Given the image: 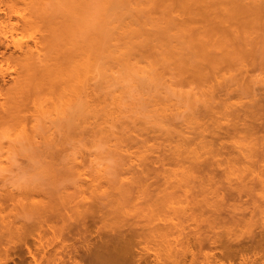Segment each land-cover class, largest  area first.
Returning <instances> with one entry per match:
<instances>
[{"label":"rangeland","instance_id":"1","mask_svg":"<svg viewBox=\"0 0 264 264\" xmlns=\"http://www.w3.org/2000/svg\"><path fill=\"white\" fill-rule=\"evenodd\" d=\"M50 1L51 3L49 4ZM52 1L54 0H0V264H29L30 262H32L30 264H35L31 258L32 254L37 258V264H53V262L48 261L47 258L51 256L52 252L54 253L53 248H57L58 245L52 242L54 240V234L49 226L57 229L59 226H56V224H62L64 220L59 218L58 215L60 214L64 216V219L65 216L69 217L68 215H70L69 219L72 221L73 219H78V217L81 218L82 215L85 214L84 211L95 210V200H106L104 197L105 194L110 196L112 194L111 200L114 197L115 202L120 198H124L125 200V197L130 201L127 202V200H122V203L111 201V205L108 204L105 210L103 209L106 219L103 218L104 220L102 219V223L99 222L100 219H97L96 227H102L101 230L103 229L102 232L106 233V237L109 234L112 236V234L117 232L119 229L117 227H121L119 225L123 226L120 229H127V227L121 223H133V216H136V214H139L137 216H139L142 225H144V219L146 224L144 225L145 228L154 227L155 229L150 228L153 230L161 228V230H159H165L163 232L166 233L162 236L160 235V238L158 236L160 234L159 230V234L158 231H152L155 241H152V236L151 240H145L144 244V240L142 243H140V241L139 243L142 247L137 242L131 243V247L133 244L136 246H134V248L132 247V250H130V246L128 247V250L131 252L128 251L129 254H126V264H264V249L255 248L256 245H258V239L264 236V188H262L258 182V176H264V158H262L264 155L260 154L261 148L264 147H261L262 144L259 142L260 132L257 135H251V131L250 133L246 132L250 134L249 137L244 134L245 131H239L244 133H235L232 130V124L235 123V115L239 116L240 114L242 115V113L244 115V112H242V110H244L243 107L245 108L246 105L250 106V104L253 106L254 104L253 107H250L251 110L256 107L255 101L258 103L260 97H264V80H262L264 79V53H262V51H264V49H262L264 48V0H228V2L220 0L213 4L212 7L209 5L210 8L216 9L214 14L218 12L215 15L219 17V13H224L225 10H229L230 8L232 10L236 8L237 11L238 7L240 8L242 5L241 9L244 7V9H248V11H256L258 7L253 6V4H255L260 7V11L258 9L260 13L258 16L262 17L259 18L257 16L256 23L254 21L256 17L249 15L250 17L248 18H250V20L245 19L246 22L251 24V26H249L242 18L240 19L243 22H238L240 21L238 18V23L234 24V19H232V22L231 19H229L230 17H223L229 13L228 11L220 15L221 18L229 19H226L225 23H221L224 28L236 27L237 30L239 28H246L240 31H245L244 33L248 37H246V42L249 43L248 47L250 50L248 49V52H246L250 55L247 56L246 52V56L243 53L242 55L248 58L254 54V57L251 56L254 60L248 58V60L245 59L247 60L246 62L243 59L244 61L236 60L235 62H231L230 65L229 63L223 64L222 67L219 65V69H217L218 67L213 69L214 72L211 69L217 66L218 63L212 64L210 65L212 68L209 67V71H206L208 72V77L205 80L195 76L190 70L183 69L182 71L177 69V67L173 68V70L177 69V71H172V68H170V70L169 68L167 69L164 64L166 63L164 62V57L163 61L161 58L164 56L162 52L164 51L163 48L167 49V45L170 47H173V45H177L176 47L182 46L184 49L187 47L186 40L188 41V39L185 38L186 36L183 33L184 37L182 34L180 36L183 30H181V28L186 26L183 24L186 23L184 22V18H188L187 20L190 22L194 21L191 23L194 29L197 27L199 28L200 25L201 28L213 25L211 22H218V17L216 19L213 14L210 15V13H208L211 18L207 17L208 15L206 18H209L208 22L210 24H207L205 20H203L205 23L203 22L202 24L200 15L197 17L201 19L200 21L199 19L192 21L187 17L188 14L185 16L182 11L179 12L178 8H175L176 11L171 13L161 10L162 14L164 13L163 16L165 15L164 18L173 16L171 18H173L174 22L172 21L171 23L174 24L168 27V19L162 20V15H160L161 11L160 13L158 12L159 10L152 14L145 13L142 17L143 21L144 18H146L144 22V30L147 29V31H145L146 33L148 31L150 32L147 28L150 25L149 23L153 25L155 22H158L157 24H159L160 21L161 23L159 25L161 29L164 28L166 30L168 27L169 31L173 30L166 32V34H162L164 36H159L158 34V37L154 34L158 38L154 39L153 42L150 40L154 38L152 37L153 33L145 35L144 32L143 41L147 42L148 38H150V44L146 42L145 44L148 46L154 45L157 46V48L154 47L153 49L150 47L151 50L147 45H144L145 48L141 47L134 55V59L129 60V64H132L133 61L131 66H134H130V68H135L134 70H137V67L139 69L138 74H140L136 79L130 80L133 84L130 81H125L123 87L120 85L119 87L118 85H111L112 87L107 89L106 87L102 88L103 85L99 84L101 83L99 77L95 79L97 82H94V80L92 81L94 84L92 85L96 86H92V89H96L95 93L100 95H98L100 101L104 100L102 98H106L108 103H111L115 108L116 105L112 103L115 99V103L120 101L123 106H121L120 110V113H122L121 115L120 113L118 115L115 114L117 116L115 118L113 117L114 115L112 116L113 118L111 119L114 124H112L110 119L109 123L106 124V128L107 125L109 128L111 124L108 134H106L107 132L104 134L100 133L105 132L104 130H98L97 124L95 123L98 121V123H100L101 120L99 119H97V122L91 120L88 121L89 124H87L88 122L85 124L89 128L91 123L89 131L92 129L93 133L91 132L92 130L90 132L86 131L88 130L86 126L82 131L81 129L79 130L80 125L79 128H75L74 131L70 125V123L72 125L74 123V118L70 116L72 115L71 108L65 107L66 109L62 110L61 101L63 102V100H61L62 98L58 99L60 91L48 93L44 85L42 86L40 84V81L43 83L42 78L36 75L34 77L31 75L29 76L23 64L27 55L29 56V53L33 56V59L36 58V60L37 58L43 57L42 41L46 33L45 27L49 15L51 18L55 17L56 21L59 20L57 18L62 20V18L64 19V17L67 16H77L76 14L100 16L101 13L104 12V4L112 0H65L66 3L64 5H62L63 2H65L64 0H62L63 2L59 0V2H62L61 4H56ZM76 1L79 3L83 2L84 8L82 9L84 10L87 8V10L83 11L81 8H77L78 6L75 7L73 4L69 3L74 2L76 4ZM239 1L242 2L241 5ZM44 5L47 7L43 8L42 6ZM237 5L240 6L236 7ZM249 5H251V8ZM72 7L77 11L73 9L74 12L70 13L73 11ZM219 8L225 9L220 10ZM248 11H246L247 14ZM47 13H49L48 16L43 18ZM102 15L104 16V14ZM149 15L151 21L155 20V22L150 21L148 18ZM105 16L107 15L105 14ZM151 16L154 19H152ZM155 16L156 19H161L156 21ZM128 18L131 17L128 15ZM243 18H245V14ZM54 20L49 21L54 23ZM148 20L150 21L149 23ZM218 24H220V22H218ZM176 25L177 29L173 27ZM222 26L219 25V27ZM156 27L160 29L159 26ZM171 27L173 28L171 29ZM178 27L181 28L178 29ZM209 28L210 30L213 29H211V26ZM215 28L216 26L212 31L215 32V30L218 29ZM154 30L155 28H153L151 32H154ZM179 30L181 32H178ZM176 33H178V35ZM250 34L252 37L249 36ZM256 44L257 46L254 47ZM155 48L158 51L160 49L163 50L160 52L162 56H160L159 52L155 51ZM184 51V54H186V52H188V55L191 54L188 50ZM133 54L131 56H133ZM169 54L170 52L168 55ZM192 55L193 54H191V56ZM256 55H259L258 57L260 58L257 57L259 59L257 62ZM186 59L188 60V56L185 60ZM190 59L191 57L189 61ZM193 59L196 61L198 59L204 64L201 60L202 58L200 57L199 59L198 55L197 58L194 57L191 61H193ZM243 62L246 64V67ZM197 63L200 62L197 61ZM225 65L226 68H224ZM238 66L243 67L241 69ZM243 68L247 70L245 69V71ZM105 71L109 73L108 70ZM158 71L159 74H157ZM142 72L144 73L142 74ZM243 73H245V75H243L244 78L242 77ZM141 74L147 77L140 79ZM153 75L156 76L154 77ZM134 81H136L135 84ZM212 85L214 88L212 93L210 91L208 94L204 95L203 92H208L210 88H212ZM27 86L28 88H26ZM120 88L123 90L122 92ZM206 88L208 90H206ZM118 94L121 96L120 99L117 96ZM97 95L96 98H98ZM106 95L107 97H105ZM114 95L116 96L113 99ZM60 96L62 97V95ZM48 97L49 99L50 97H54L56 98L55 100L58 101L54 104H50L48 103L49 100H47ZM54 98L51 100H54ZM108 99H111L110 101L112 102H109ZM262 100H264V98H262ZM104 102L99 103L102 105ZM111 105L110 108L112 107ZM254 110H252L251 113H253ZM246 112L249 113L250 111L248 110ZM118 116L122 118L119 119ZM244 116L248 115L245 114ZM70 120L73 122H70ZM115 120L116 122H114ZM93 123L96 125V128H92L95 127ZM74 127L75 126H73V128ZM203 128H206L207 132H204ZM128 129L130 130L128 131ZM226 129H229L228 132L231 133L233 131L231 135L227 134L228 137L223 138L229 151H222L221 155L216 156L215 159L221 160L231 158L232 160L229 163L223 160L222 167L217 168L219 174L216 175V180L231 191L241 188L244 191H248V194L246 196L243 195L241 198H238L236 195H234L233 199L227 198L223 207L233 214V219L231 223H222L212 228L209 227L204 220L211 216L212 210L207 207L213 204L215 199L210 192L211 190H203L200 185H197V180L195 178L190 177L188 181V166H190V164L193 165L194 160H202L203 158L214 163L215 166V161H213L211 152L207 153V151H209L212 141L215 146L219 145L222 136L225 135L227 131ZM97 131L100 132L98 133ZM210 131L214 133L211 134ZM219 136H221L220 139L218 138ZM181 144L184 145H182L183 148L186 146L189 150L186 147L182 149L180 147ZM184 154L188 155L189 158H186ZM244 155L247 156L245 157ZM182 158H185V161ZM186 159L188 162H186ZM190 159L193 160L191 161ZM51 165H53L54 168ZM140 169L143 170V173L146 172L145 177L148 179L146 182L147 184H150V182L153 181V179L150 178L154 177L155 181H157L155 184L157 191L149 187L148 189H150L151 193H139L144 199L138 194L136 196H139V198H136L135 195H132L133 193L135 194L137 190L136 184H132L133 189L130 190L134 191L130 196H134L137 200L128 196L129 194L127 193L131 192L125 193L127 196H125V194L123 196H118L121 190H116L122 184V189L126 190L123 186L128 187V181L131 184V182L134 183L139 180L141 181L140 184H143V174L142 172L139 173L142 171ZM185 170L187 173H185ZM222 170L224 171L222 172ZM198 173L200 172L196 174ZM132 175L135 176V178H133ZM125 177H127L126 179H128V181L124 179ZM123 181L126 183H123ZM131 186L130 188H132ZM186 189L191 191V193H187L188 196L185 193ZM114 191H116L115 194H113ZM203 192H205V194ZM259 192L262 194L261 196L258 194ZM100 194L104 195L101 196ZM146 194L151 199H153L154 196L155 201L153 200L152 202L153 206L148 203L150 207L149 205L147 207V204H145L146 200L149 202V198ZM65 196L67 198L70 197L69 201H71L68 202ZM138 201L143 203H138ZM136 202L139 205L136 204ZM25 205L28 207L26 210L27 213L25 211ZM143 205L144 207H142ZM139 206L141 208L137 209ZM29 210L31 211L28 212ZM189 210L191 213L193 212V215L188 217L191 221H188V219L186 220V216L189 215ZM53 211L57 213L56 216H58L54 218L53 216L55 215H52L54 221L49 218L51 217L49 216L51 212L54 214ZM140 211H145V213H140ZM58 212H60V214ZM131 212H135L136 214H132ZM226 213L227 212H223L222 215L227 217L228 214ZM127 215H130L131 221ZM144 216L146 219L143 218ZM139 218L136 217L135 219L138 220ZM122 219H124V222ZM118 221L121 222H119V225H117ZM189 224L190 227L187 228ZM92 227L91 233L93 237H95L96 227L95 225ZM112 227H114V229ZM104 228H106L107 231H105ZM214 233H218V248H214L209 241L214 237L211 236L214 235ZM201 234L205 235L207 239L204 238L206 241L204 240L203 246L199 247L196 239L198 236H201ZM38 237L40 241L39 244L36 240ZM169 239L171 241H169ZM187 239H189L190 242ZM72 240V242H70L74 243L76 246H78V244L80 245L83 241L85 242L83 238L82 240H78V238L77 240ZM37 245H40L37 248L42 250H38L36 248ZM50 246H53V248ZM144 246L145 249L143 250ZM260 246L264 247V245ZM139 249L142 250V252ZM35 251L38 252L36 253ZM47 254H49V256ZM133 254L138 257L140 255L141 260ZM131 257L133 258L132 260ZM26 261H28V263Z\"/></svg>","mask_w":264,"mask_h":264},{"label":"bare ground","instance_id":"2","mask_svg":"<svg viewBox=\"0 0 264 264\" xmlns=\"http://www.w3.org/2000/svg\"><path fill=\"white\" fill-rule=\"evenodd\" d=\"M61 1L59 2V0H58V2H57V0H54L52 2H54L56 4L57 3L61 4L63 2V1L62 2ZM66 1H68V0H66ZM66 1L63 2L62 5H64L66 3ZM217 1H220V0H112V1L107 2L106 4H104L103 11L105 13L104 12L101 13L100 16H90V15H84V14L82 15V14H76L75 13L77 16H73V14H72L73 17L67 16V17H64V19L62 18V20L60 18H57V19L61 20V21L57 20L58 23H57L55 17L51 18V17H49L50 15L48 16L49 13H47V15L45 14V16H43V18L46 17V16H48V18H49V19L47 18L48 22H46L47 20L44 19V20H46L45 22L47 24H46V27H45L46 33H45L44 39L42 41V47H43V49H42L43 55L42 56L43 57L39 58L40 60L38 58L36 60V58L33 59V56H31L30 53H29V56L28 55H27V57L25 56L26 58H25V62L23 64L24 68L29 73L28 74L29 76L31 75V76L34 77L36 75V76H39V78H42L43 83L40 81V84L42 86L44 85V88L48 91V93L55 92V91H60V93L58 94V96H59L58 99L62 98L61 100H63V102L61 101L62 110H65L66 108H71L72 115H70V116H71V118H74L73 119L74 123H73V125L70 123V125L72 126V129H74V131H75V128H79V125H80L79 130L81 129V131H82V129L86 126L85 125L86 122L91 121V120L97 122L98 121L97 119H99V120H101L100 123H98L99 121L97 123H95V122L94 123L97 124L98 130H100V131L104 130L105 131V132H100V131L99 132L103 133V134L107 132L106 134H108V130H109V128H111L110 127L111 124H110L109 128H108V125H107V128H106V124L109 123L110 120L112 121V124H114L113 120L111 118L117 117L116 115H118L120 113L122 104H121L120 101L119 102L116 101L117 103H115V99L114 98H115L116 95H114V97H113L114 102L110 101L112 98L110 100L108 99L109 102H112V103H114L116 105L115 108L117 109V112L119 111L117 113L116 109L114 108V106H112L111 103L109 104L108 101L106 100V98H102V99L105 100V102H104V100L100 101V98L98 97L99 94L97 95L95 93L96 89L95 90H94V88L92 89V86L94 85L92 81L94 80V82H97V80L95 81V79L97 77H99L100 80H101V83H99V84L103 85L102 88L106 87L108 89L109 87L111 88L113 85H118V87L120 85V86L123 87V83H125V81L129 82L130 80L136 79L137 76L140 75V74H138L139 69L137 67H136L137 70H134L135 68L134 69L130 68V66L133 64V61H132V64H129V60H133L134 59V55L136 54V52H138L141 49V47L145 48V46L147 45V44H145L146 41H143V39H144L143 38V34H144L145 31H147V29L144 30V26H145L144 22H145L146 18H144V21H143V17L142 16L145 15V13L152 14L153 12H155L157 10H159L158 11L159 13H160L161 10L163 12L171 13L173 11H176L175 8H178L179 12L182 11L185 14V16H186V14H188L187 17L190 18L189 20L193 21L195 19H199L197 17H198V15H200L202 20L199 19V21L201 20L202 24H203V22H204L203 20H205V21H207L206 23L208 24L209 23L208 20H209V18H211V16H209L208 13H210V15L213 14V16L216 17V19L218 17V16L215 15L218 12H216L214 14L216 9L210 8ZM225 2H228V0H225ZM50 3H51V1L49 2V4ZM69 3L73 4L75 7L78 6L77 8H81V9L84 8V3L83 2H82L83 4L81 2L80 3L77 2L76 4L74 2H69ZM233 3H234V1H233ZM239 3H240V5L242 4L241 1H239ZM73 5H71V6H73ZM209 5H210V7H209ZM240 5H237L236 7H238ZM249 6L251 8V5H249ZM253 6L258 7V9L260 11V7L259 6L255 5V4H253ZM42 7L44 8L45 5L42 6ZM241 7L240 8L238 7L237 11H236V8L233 9V10L231 8L229 10H225L226 12L224 11V13H227V11L229 13H227V15H225L223 17H230L229 19H231V21H232V19H234L233 20V21H235L234 24H237L238 22H241L242 20H244V22H246L245 19H249L250 20V18H248L250 16H252V17L255 16L256 19H254V21L256 22L257 16L260 14L258 9L256 10V8H255L256 11H252V10L248 11V9H244V7L241 9ZM73 9L75 10L74 7H72V10ZM219 9L221 10L222 8H219ZM224 9H222V10H224ZM74 10L71 11L70 13H73ZM84 10H87V8H85ZM45 11H46V9H45ZM75 11H77V10H75ZM162 11H161V14H160V15H162V20H164V19L167 20L168 19L167 20L168 21L167 25L169 24L168 27H170V25L174 24V23H171L173 21V18H171V17H173V16H171V17L169 16V18H164L165 15L163 16L164 13L162 14ZM231 11H233V12H231ZM246 11H248V14H247ZM79 12H81V11H79ZM85 12H87V11H85ZM82 13H84V12H82ZM102 14H104V16ZM105 14L107 16H105ZM166 14H168V13H166ZM221 14L220 13L218 14L219 15L218 19L220 20V21L218 20V22H220V24H218V22L213 21V23L211 22V24H213L214 26L213 25H209V26L205 25L206 26L205 28H207L208 30L203 28V27L201 28L200 27L201 25L199 26V28H201V29H199L198 27L193 29V27L191 26V23H193L194 21L190 22V21L187 20L188 18H186V19L184 18V22H186L187 24L183 23V24L186 25V26H184L185 28L184 27L183 28L180 27L181 30L182 29L183 30H182V32L180 30L178 32H181L180 36L183 33L186 36L185 38L188 39V41L186 40V42H187L186 46L187 47H185V49L182 48V46L176 47L177 45H173V47H170L169 45H167L168 46L167 49L163 48L164 51L161 50V49L158 51V50H156L157 46H154V45H152V46H148L147 45V46L149 48L152 47L153 49H154V47H156L155 51L159 52V53L163 51L162 53H164V56H162L161 53H160V56H162L161 57L162 61H163V57H164V62H166V63H164V62L163 63L166 65L167 69L169 68V70H170V68H172V71H174V70L177 71V69L182 70V71H183V69L190 70L195 76L201 78L202 80H205L208 77L207 76L208 72H206V71H209V69L212 68L210 66L212 64L218 63L217 66H214L211 69L213 71V69L218 67L219 65H221L220 67H222L223 64H228L229 63V65H230L231 62H235L236 60L244 61L245 59L248 60V58H251V59L254 60V58H253L254 54L251 55L253 57H251V56H249L248 58L245 57L246 53L248 52V49H249V47H248L249 43L246 42L247 41L246 39L248 37H247V35H245V33H244L245 31L241 32L240 30L241 29L245 30L246 28H239L238 30L236 29V27L235 28H231V27L227 26L228 28H224L221 25V23H225L226 19H228V18H226V19L225 18H221V16H220ZM244 14H245V18H243ZM128 15L131 18H128ZM156 16H157V14H156ZM156 16H155V19H156ZM202 16H204V17H202ZM206 16L209 17V18H206ZM146 17H147V15H146ZM260 17H262V16H260ZM148 18L150 19V15H149ZM151 18H152V16H151ZM203 18H206L207 20L203 19ZM235 18H236V20H235ZM238 18L239 19L242 18V20L240 19V21H238L239 20ZM259 18H258V20H259ZM52 19L53 20L55 19L54 23L51 22V21H53ZM152 19H154V18H152ZM160 19L161 18H158V19H156V21H158ZM49 20H51V21H49ZM142 21H143V23H142ZM150 21H151V19H150ZM150 21L148 20V23ZM180 21L182 22L181 19H180ZM151 22H155V20L151 21ZM189 22H190V24H189L190 27L188 26ZM252 22H253V20H252ZM155 23L153 24L154 26L151 23H149V24L152 25V26H150L148 24L150 27L148 26L147 28H148V30H150V32L149 31L147 33L145 32V35H149L148 33H153L152 34L153 36L152 35L151 36L154 37L152 39L148 38V41L150 39L153 42V40L158 38L159 36H164L162 34H166V32L172 31L173 27H176L175 29H177V25H176V26L171 27L172 30H170V31H169V28L167 27L166 30H168V31H166L164 28L161 29V27L159 25L161 23V21L159 22V24H157L158 22H155ZM246 23H248V22H246ZM219 25L222 26V27H219ZM247 25L251 26L250 23H248ZM156 26H159L160 29H157L158 27H156ZM210 26H211V29L213 28L212 30H214L215 26H216L215 29H217V28L218 29L215 30V32H214V31L210 30V28H209ZM152 27L155 28L154 32H151V30H153ZM180 28L178 27V29H180ZM249 30H247V31H249ZM154 34L157 35V36L159 34V36L157 37ZM176 34L178 35V33H176ZM183 34H182V36H183ZM165 36H167V35H165ZM249 36H251V34ZM144 37H146V36H144ZM210 37H212V38H210ZM251 39H253V38H251ZM148 41L146 43L150 44V41L149 42ZM152 42H151V44H152ZM1 46H2V43H1ZM255 46H257V44L254 45V47ZM262 49H264V48H262ZM184 50H188L189 53L193 54L191 56V54L188 55L187 54L188 52H186V54L188 56V60L187 59L185 60V58H187V56H186V54L183 53V52H185ZM251 50H254V49H251ZM169 52H170V54L168 55ZM259 52H261V51H259ZM242 53L245 54V56L242 55ZM256 53H257V51H256ZM262 53H264V51H262ZM31 54H32V52H31ZM132 54H133V56H131ZM171 54H173V55H171ZM197 55H198L199 59H200V57L202 58L201 60L204 62V64L198 59H197V61H199L201 64L197 63V61L194 60V59H193V61H191L192 58H194V57L197 58ZM248 55H250V54L247 53V56ZM258 56L259 55H256V58ZM129 57L130 58L133 57V58L130 59ZM190 57H191V59L189 61ZM242 57H244V58H242ZM258 58H257L256 62L259 61L260 58L259 59ZM247 60H245V62ZM23 61H24V57H23ZM130 63H131V61H130ZM167 63H168L169 66H170V64H171V66L172 65L173 66L169 67L167 65ZM136 66H138V65H136ZM240 66H241V64H240ZM240 66H238V67L242 69L243 66L242 67H240ZM131 67H134V66H131ZM176 67H177V69L173 70V68H176ZM245 67H246V64H245ZM207 68H208V70H207ZM224 68H226V65L224 66ZM217 69H219V67ZM245 69L246 68H243V70H245ZM105 70H108L109 73H107V71H105ZM154 70H155V68H154ZM130 71H132V72H130ZM141 71H143V70H141ZM136 72H137V74H136ZM132 73H135V74H132ZM143 73L144 72H142V74ZM142 74H141L140 79L147 77L146 75L142 76ZM157 74H159V71L157 72ZM147 75H148V73H147ZM243 75H245V73L242 74V77L244 78ZM151 80H153V79H151ZM262 80H264V79H262ZM130 82L132 83V81H130ZM135 83H136V81H134V84ZM28 86H29V84H28ZM28 86L26 88H28ZM93 87H96V86H93ZM208 87H211V86H208ZM213 89L214 88H213V85H212V88H210V90L208 92H205V91L203 92L204 95L208 94L210 91L212 93ZM102 90H105V89H102ZM206 90H208V89L206 88ZM122 91L123 90L121 89V92ZM97 93H98V91H97ZM105 94H103V95H105ZM60 95H62V97ZM96 95H97L98 98H96ZM117 96L120 99L121 96H119V94ZM105 97H107V95ZM53 98L54 97H50V99H49V97H48V99H47V100H49L48 103H50V104L53 103L54 104V103H56L58 101V100L56 101L55 100L56 98H54V100H55V102H54V100H51ZM262 98H264V97H260L261 100L259 99L260 103H259L258 99H257L258 103H257V101H255L256 102V104H255L256 107L252 108L251 110H250V107H253L254 104H253V106L250 104V106L246 105L245 108L243 107L244 110H242V112H244V115L246 114L248 116H244L243 113H242V115L244 117L241 114H240L241 117H240V115L239 116L235 115V117H234L235 123L232 124V130L235 133H238L239 131H245V133L244 132H239V133H244V134H246L248 136L250 134L251 135H253V134L257 135L260 132V135H259L260 141L259 142H261V144H262L261 147H264V100H262ZM99 102H101V103L104 102L105 104L103 103L102 105H100ZM110 105L114 109L112 107L110 108ZM247 109L250 111L249 113L252 116L248 112H246V111H248ZM252 110H254L256 113L254 111H253V113H251ZM121 114L122 113H120V115ZM120 118H122V117H119V119ZM117 120H118V118H117ZM71 121L72 120H70V122ZM121 121H122V119H121ZM114 122H116V120ZM87 124H89V122ZM73 126H75V127L73 128ZM90 127H91V123H90L89 128ZM87 128H85V129H87ZM89 128L86 131H89ZM92 128H96V125H95V127H92ZM123 129H124V127H123ZM239 129H241V130H239ZM91 130L92 129H90V131ZM129 130L130 129H128V131ZM228 130L226 131L225 135L222 136V140L220 141L219 145L215 146V144L212 143L213 142L212 141L210 143L209 151H207V153L211 152V154L213 156V161H215V166H214V163H212V162L208 161L206 158L202 157L203 158L202 160H194L193 161V165L190 164L191 167L188 166L189 169L187 167V169L189 171L188 172V174H189L188 175V177H189L188 181L190 180V177L191 178H195L197 180V185L198 186L200 185L203 190H211L210 192H211L212 196L215 199V202L207 207L208 209L212 210L211 216H209L208 219L204 220L206 222V224H208L209 227H212V228H214L216 226H219V224H222V223H227V222L231 223V221L233 219V214L230 211H228V209H225L223 207L225 205L226 201H227V198H229V199L232 198L233 199L234 195H236L238 198L239 197L241 198L243 195L246 196L248 194V191H244L241 188L233 189L231 191V190L227 189L224 185L220 184V182L218 180H216V175L219 174V170L217 168L222 167L223 160L226 163H229L232 160L231 158H226V159H221V160H216L215 159L216 156H220L221 155L222 151H225V150L229 151V149L226 147L227 145H225V140L223 139V138L228 137V135H231L233 133V131L231 133V132H228ZM128 131H126V132H128ZM203 131L207 132L206 128H203ZM250 131H251V133H250ZM83 132H85V131H83ZM83 132H81V133H83ZM91 132L93 133V130ZM110 132L112 133V131H110ZM210 132H211V134L214 133L213 131H210ZM246 132H249L250 134H248ZM112 134H114V133H112ZM136 134H135V136H136ZM121 136H120V138L122 139ZM201 136H203V135H201ZM220 137L221 136H219L218 138L220 139ZM182 145L183 144H181L180 147L182 149H185L186 146L183 148ZM187 149L189 150V148H187ZM260 152H259L260 154L264 155V148H261ZM184 155H185L186 158H189L188 155H186V154H184ZM197 156H198V154H197ZM244 156L246 157L247 155H244ZM180 157H181V155H180ZM120 158H121V156H120ZM177 158H178V155H177ZM262 158H264V157H262ZM182 159L184 160L185 158H182ZM193 159H195V158H193ZM186 162H188L187 159H186ZM51 166H53V165H51ZM53 168H54V166H53ZM214 168H216V169H214ZM140 170H142V169H140ZM223 171L224 170H222V172ZM141 172L143 174V177H142L143 178V184H140L141 181H139V180L134 182V183L131 182V184H130L128 179H126L127 177H125L124 179H126L128 181L127 184H128L129 189H128V187L123 186V188L124 187L126 188V190H123L122 187H121L123 184L121 186L119 185L121 188L118 187L117 190L115 189L116 191H118L119 189L121 190V191H119V193L117 192L118 196H120V195L123 196L125 193L131 192V193H127V194H129L128 196L132 197L135 200L137 197L139 198V196H142V195H140L141 193H147V194L151 193L150 189H148L149 187H152L153 189H155L157 191V187L155 186L157 181H155L154 177H151L150 179H153V181L150 182V184H147L146 182L148 181V179L145 177L146 172L143 173V170H142L139 173H141ZM197 172H200V173L196 174ZM185 173H187L186 170H185ZM123 174H124V172H123ZM133 178H135V176H133ZM131 179H129V180H131ZM109 180H108V182H109ZM135 180H137V179H135ZM125 181H123V183ZM258 182L261 185V187L264 188V176L259 175L258 176ZM132 184H136L135 186H136L137 190L135 191V194L134 193L132 194V192L134 190L133 191L130 190V189H133V185ZM129 185L130 186L132 185L131 186L132 188H130ZM135 186H134V188H135ZM89 188H86V189H89ZM96 188H97V186H96ZM114 188H113V190H114ZM101 190H103V189H101ZM128 190H130V191H128ZM186 190H185L186 195H187V193H191V191L189 189H186ZM91 191H92V189H91ZM116 191H114L113 194H115ZM205 192H207V191H205ZM205 192H203V193L205 194ZM131 194L135 195L136 198H134V196H130ZM137 194L139 196H136ZM258 194L260 196L262 195L260 192ZM100 195L103 196L104 194H100ZM107 195L108 194L104 195L106 200L102 199L103 201L102 200H100V201L95 200L96 202L94 201L96 203L95 210H93V211L92 210L84 211L85 214L82 213L83 215H82L81 218H79L77 216L79 220L77 218L73 219V221L70 220L69 219L70 215H68L69 217L65 216V219H64L63 218L64 216H62L60 214V212H58L61 215V217H60V215H58L59 218H62L61 220H64V221L63 222L61 221L62 224H60V225H57L58 223L56 224V226H59V227H57V229L54 228V227L49 226L50 229H52V233L54 234V240L53 241L51 240V241L53 242V244H57L58 247L54 249L53 246L52 247L50 246L51 248H53L54 253L52 252L51 256L49 258H47L48 261L53 262V264H98V263H102V264H115V263L116 264H126L127 263L126 262L127 261V259H126L127 255L126 254L127 253L129 254V252H131V251L128 250V247L130 246V248H131L130 250H132V247L134 248V246H136L135 244H133V246L131 247V245H132L131 243H134V242L139 243L140 241H141L140 243H142V241L144 240V242H143V244H144L145 240L150 241L151 240V236L153 238L152 231L155 232V231H158L159 229L161 230V228H159L158 230L157 229L156 230L150 229V228H154V227H147L148 229L145 228L144 225H146V224L144 222V219H143L144 225H142L140 223L139 216H137L139 214H136L137 212L135 211L136 213L133 212V213L136 214V216H133L134 217V219L132 220V221H134L133 223H131V224L127 223L126 224V222L123 221L124 219H122V221L124 223H121L120 221H118V224L116 223L117 225H119V222L121 224H124L127 227V229H125V230L124 229H120L123 226L119 225L121 227H117V228H119L120 230L118 229V231L115 232L114 234H112V236H111V234H109L106 237L105 236L106 233L102 232L103 229L101 230L102 227H96V222H97V219H100L99 222L102 223V219L103 218L106 219L104 217L105 214H104L103 209L105 210V208H106V206H108V204H110L112 202H115L114 197L111 200L112 194H111V196L110 195L107 196ZM125 196H127V195L125 194ZM151 196H152V194H151ZM147 197H148V195H147ZM69 198L70 197L67 198L68 202L71 201V200L69 201ZM142 198H143V196H142ZM148 198H149V202L146 200L145 204H147V207L149 205L148 203H150V205L153 206L152 202L154 200V196H153V199H151L150 197H148ZM120 199H117L116 202L117 203L118 202L122 203V200H124V198L121 199V200ZM125 200H127V197H125ZM150 200H151V202H150ZM64 201H67V200H64ZM124 201H123V203H124ZM128 201L129 200H127V202ZM97 202H98V204H97ZM134 202H132V203H134ZM139 202H141V201H138V203ZM138 203L136 202V204H138ZM141 203H143V202H141ZM27 205L24 206L26 208L25 211L28 208V207H26ZM120 205L123 206L122 204H120ZM144 205L142 207H144ZM150 205H149V207H150ZM136 206H134V207H136ZM140 206L137 207V209L141 208ZM122 208H124V207H122ZM119 210H121V209H119ZM190 210H189V215L187 214L188 216H186V220L188 219V217L190 215H193V212L191 213ZM30 211L31 210H29L28 212H30ZM145 211H142V212L140 211V213H145ZM223 212H227L226 213V214H228L227 217H224L222 215ZM26 213H27V211H26ZM51 213L49 214V216H51L49 218H51L54 221V219L52 218V215H55V216H53L54 218L58 217V216H56L57 213H55V212H54V214L53 213L51 214ZM122 214H124V213H122ZM143 215H145V214H143ZM79 216H81V215H79ZM127 216H129V218H130V215H127ZM136 217H138L139 219L136 220L135 219ZM85 218H87V219H85ZM143 218L146 219L145 216ZM58 220H60V219H58ZM129 220L131 221V218ZM188 221H191V219L190 220L188 219ZM188 221H186V222H188ZM94 225L96 227V230H95V234L96 235H95V237H93V235L91 233V231L93 229L92 226H94ZM189 227H190V224H189V226L187 228H189ZM112 228L114 229V227H112ZM10 229H7V230H10ZM104 229H105V231H107L106 228H104ZM170 230H172V229H170ZM16 231H18V230H16ZM159 231H158V234H159ZM163 231H165V230L160 231V234L158 235L160 238H161L162 235L166 234ZM8 232H10V231H8ZM169 232H171V231H169ZM15 233H17V232H15ZM173 233H174V231H173ZM175 233H176V231H175ZM11 234H13V233H11ZM217 234L218 233H214V235H211V236H214V237L209 240L210 244L214 248L215 247L218 248L217 246H219V239H218ZM176 235H177V233H176ZM109 236H111V237H109ZM146 236H148V237H146ZM156 236H157V232H156ZM92 237H93V240L91 241ZM77 238H78V240H82V238H83L85 240V242L83 241L80 245L78 244V246H76L74 243H71L72 241H74L72 239H76L77 240ZM172 238H171V240H172ZM204 238H206V236L201 234V236H198V238L196 239V241L198 242L199 247L203 246V241L204 240L206 241L207 238L206 239H204ZM154 239L155 238H153L152 241ZM165 239H166V237H165ZM36 240H37V242L39 244L40 243L39 237ZM171 240L169 239V241H171ZM187 240L189 241V239H187ZM260 240H264V236H261L258 239V241H257L258 245H256L255 248L264 249V247L260 246V245H264V241H260ZM147 241H146V243H147ZM79 242H81V241H79ZM140 243H139V245H140ZM39 246L40 245H37L36 248L39 247ZM144 249H145V246H144L143 250ZM16 250H17V248H16ZM38 250H42V249H38ZM30 251H29V253H30ZM140 251L142 252V250H140ZM27 252H28V248H27ZM136 253H138V252H136ZM30 255H31V253H30ZM47 255L49 256V254H47ZM133 255H135V254H133ZM136 257H138V256H136ZM31 258H32V260H33V262L35 264L38 263L37 258L33 254H32ZM138 258H140V260H141V256L140 255H139ZM9 259H11V258H9ZM132 259L133 258L131 257V260ZM26 262L28 263V261H26ZM30 263H32V262H30ZM20 264H22V263H20Z\"/></svg>","mask_w":264,"mask_h":264}]
</instances>
